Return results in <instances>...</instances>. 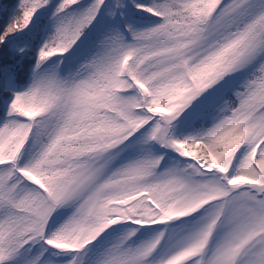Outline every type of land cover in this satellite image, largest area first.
<instances>
[{
    "label": "snow or ice",
    "instance_id": "1",
    "mask_svg": "<svg viewBox=\"0 0 264 264\" xmlns=\"http://www.w3.org/2000/svg\"><path fill=\"white\" fill-rule=\"evenodd\" d=\"M0 264H264V0H0Z\"/></svg>",
    "mask_w": 264,
    "mask_h": 264
}]
</instances>
